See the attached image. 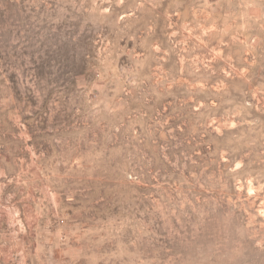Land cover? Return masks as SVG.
Here are the masks:
<instances>
[{"label": "rangeland", "instance_id": "obj_1", "mask_svg": "<svg viewBox=\"0 0 264 264\" xmlns=\"http://www.w3.org/2000/svg\"><path fill=\"white\" fill-rule=\"evenodd\" d=\"M0 264H264V0H0Z\"/></svg>", "mask_w": 264, "mask_h": 264}]
</instances>
